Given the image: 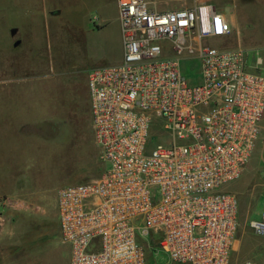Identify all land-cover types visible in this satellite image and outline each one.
<instances>
[{"label": "built area", "instance_id": "1", "mask_svg": "<svg viewBox=\"0 0 264 264\" xmlns=\"http://www.w3.org/2000/svg\"><path fill=\"white\" fill-rule=\"evenodd\" d=\"M117 6L123 59L88 76L94 138L108 167L57 195L71 264H152L147 248L174 264H233L239 199L227 187L263 132L264 74L249 71L244 50L214 45L232 28L213 3L164 12L146 0ZM187 57L200 68L196 85L182 70ZM262 186L261 218L250 228L264 238V166Z\"/></svg>", "mask_w": 264, "mask_h": 264}, {"label": "rangeland", "instance_id": "2", "mask_svg": "<svg viewBox=\"0 0 264 264\" xmlns=\"http://www.w3.org/2000/svg\"><path fill=\"white\" fill-rule=\"evenodd\" d=\"M154 1L158 9L174 6L168 0ZM186 1L192 3L195 0ZM199 1L213 2L234 20L231 34L220 40L221 44L216 42L214 45L244 50L249 71L258 69L264 74V66L255 68L258 57L264 58V0H239L236 11L231 0ZM96 3L87 4L84 15L92 28L101 25L99 15L107 19L100 33L78 45L51 44L54 60L61 70L67 65V56L75 54L67 65L70 75L52 76L45 67L27 74V69L23 72V56L29 52L4 54V36L3 42L0 40V232L10 233L6 243L21 240L37 254L49 253L52 241L57 240L53 231L59 225L58 190L98 179L108 167L101 162L94 140L91 101L86 87L88 75L95 67L118 64L122 60L123 43L117 6L112 0H106L100 13L95 9ZM12 5L0 0L2 30L5 29V10H13ZM10 45L6 43L8 51ZM39 46L43 47V55L48 53V44ZM28 51L35 55L36 50L29 48ZM12 63H16V69ZM197 63L190 57L182 61L183 73L194 85L200 82ZM7 116L14 122L21 118V128L19 125L11 127ZM3 153H9V158L19 154L22 161L17 170L5 168H11V164L2 161ZM263 166L264 124L243 176L227 187L239 199L238 249L231 254L233 264H242L253 257L259 264H264V238L256 236L250 228L251 221L261 218ZM146 241L149 242V238ZM14 253L10 250L8 260ZM150 261L152 264H174L164 252L151 251Z\"/></svg>", "mask_w": 264, "mask_h": 264}, {"label": "crops", "instance_id": "3", "mask_svg": "<svg viewBox=\"0 0 264 264\" xmlns=\"http://www.w3.org/2000/svg\"><path fill=\"white\" fill-rule=\"evenodd\" d=\"M1 1L11 4L13 3L12 7L14 8L10 12L8 9H7L8 12L5 10V15L3 18L5 29L4 30L0 29V40L2 42L4 36V44H5L4 54H17L19 52L22 53L23 51L29 52L28 54L23 56V58H25L23 72H25L27 69L28 70L27 74H29V71L33 72V70L37 71L40 70L41 67L43 68L45 67L49 70L52 76L54 75L58 76L61 73L70 75L67 65L69 62H71V60L74 59L75 54L72 53L67 56L68 58L65 62L67 65L66 67H63V69L61 70V68H59L58 63L55 62L54 60L55 57L54 54L52 53L51 44L73 43L78 45L82 42H85L86 39L88 40V37H91L93 34L100 33L101 30L107 24V19L99 15V18L101 20V25L95 28L89 27L88 23H86V18L84 15V11H86L87 4H91L92 2H98V4L96 3L97 5L96 8L95 7L94 8L96 10H99V12L101 13L102 12L101 6L106 0H104V2L103 0L101 1L100 0H1ZM112 1L114 2V5L117 6V0H112ZM146 1L149 4L150 8L157 12H164L183 6L193 7L196 4L202 2L213 3L211 1H199V0H195L192 3H188L186 0L183 3H174L168 0L171 3H173L174 6L162 10L157 8L156 1L154 0H146ZM231 2L233 3L234 10L236 11L237 10L236 4L239 3V0H231ZM217 9L226 17L229 24L233 26L234 20L226 16L225 13H223L219 8ZM118 21H119V11H118ZM119 26L121 31V25L119 24ZM6 43L11 44L9 51L6 48ZM45 43L48 44L49 51L47 54L43 55L44 54L42 52L43 47L39 45L41 44L44 45ZM217 43L221 44V42H217ZM76 45L75 47H77ZM220 47L223 48L222 45ZM29 48L36 50L34 56L30 55V51H28ZM20 57L22 59V56ZM39 60H43L45 61V63L41 64ZM12 66L14 69L16 63L14 64L12 63ZM104 66H111V65H101L95 67V69ZM260 66H264L263 57H258L255 68ZM32 67H34V69H32ZM255 72L260 73V70L255 69ZM86 89L88 91L87 94L89 97L88 84ZM10 119L11 118H9V121L11 122V127L19 125V123L22 122L21 118L19 120H16V122H14L13 119L11 120ZM20 128L21 126L19 125V129ZM92 129H93V125H92ZM3 154L4 156L2 158V161L6 162V164L7 163L11 164V168H8L6 166L5 168L10 170H17L18 169L17 165H19L22 161L19 154L14 158L12 157L9 158L10 156L9 153H3ZM53 233L57 234L56 236L57 240L52 241L53 245L50 248L49 253L41 252L40 254H37L35 253V249L29 248L28 244L21 242V240H17L16 243L13 242L10 244L9 241L6 243L7 241L6 238H8L10 233L8 231L0 232V264H71V248L68 244H65L63 242L60 234L59 225L58 227H56ZM10 247L12 248L10 249ZM10 250H12L15 253L14 255H12L13 257L11 256V259L8 260Z\"/></svg>", "mask_w": 264, "mask_h": 264}, {"label": "trees", "instance_id": "4", "mask_svg": "<svg viewBox=\"0 0 264 264\" xmlns=\"http://www.w3.org/2000/svg\"><path fill=\"white\" fill-rule=\"evenodd\" d=\"M154 246H156L154 243L150 246V248L152 249V248H154ZM147 252H148V255L150 256V252H151V250L149 249V248H147Z\"/></svg>", "mask_w": 264, "mask_h": 264}]
</instances>
